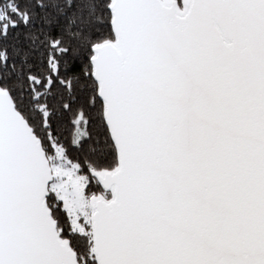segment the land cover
Instances as JSON below:
<instances>
[{
  "label": "snow or ice",
  "instance_id": "1",
  "mask_svg": "<svg viewBox=\"0 0 264 264\" xmlns=\"http://www.w3.org/2000/svg\"><path fill=\"white\" fill-rule=\"evenodd\" d=\"M0 264H264V0H0Z\"/></svg>",
  "mask_w": 264,
  "mask_h": 264
}]
</instances>
